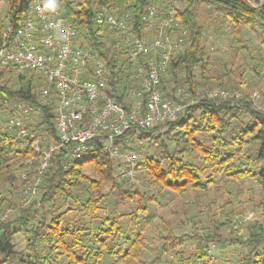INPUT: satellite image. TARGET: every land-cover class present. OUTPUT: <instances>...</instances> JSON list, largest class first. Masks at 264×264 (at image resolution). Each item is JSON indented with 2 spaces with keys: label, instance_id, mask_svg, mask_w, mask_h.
Returning a JSON list of instances; mask_svg holds the SVG:
<instances>
[{
  "label": "trees",
  "instance_id": "16d2710c",
  "mask_svg": "<svg viewBox=\"0 0 264 264\" xmlns=\"http://www.w3.org/2000/svg\"><path fill=\"white\" fill-rule=\"evenodd\" d=\"M28 1L6 0V10H10L13 16L20 15ZM181 1L184 7L177 9L176 18L188 35L189 44L172 60L169 71L171 78L177 83L178 71L183 72L185 84L192 93L199 89L198 85L208 86L212 83H215V88L235 90L236 86H228L220 78L206 77L205 68L209 61L203 53L202 26L197 23V11L201 4L207 5L212 18L227 24L231 28L232 40L241 44L243 27L252 32L256 28L264 32V0ZM149 2L161 6L165 0H47V5L49 8H62L66 20L77 30L81 25L88 24L95 11L111 8L127 10L133 15L134 26L140 33L144 24L137 13ZM261 44L264 46V37ZM96 46L104 48L106 56L111 54V64L116 61L118 51L111 44L99 43ZM196 69L199 70L201 82L194 81L193 72ZM259 73L257 71V76H261ZM12 76V72L0 69V110H6L10 117L13 111L9 104L14 102L39 107V121L33 129L44 140L55 139L52 106L40 105L41 86L38 79L28 73L18 75L19 87L12 90L8 86ZM261 95L264 101V93ZM243 101V106L238 107L229 102L206 100L186 107L174 122L149 132H139L136 142L147 140L148 145L159 153L157 157L136 162L134 170L141 182H151L177 194L187 189L205 194L215 182L214 177H220L219 182L225 183L253 178L261 192L260 207L264 215V166H259L264 161V116L246 104V97ZM244 116L247 117L246 121L241 119ZM160 129H164L162 135L158 133ZM163 135L168 139L164 140ZM171 136H175V139ZM167 141L174 143L173 146ZM248 145H255L254 152L248 155L246 150L243 157L240 151ZM123 148L127 149L126 145ZM130 149L136 150L134 147ZM31 155L29 142L16 138L14 130L5 128L0 132V214L16 207L11 198L3 195L7 191L5 187L12 186L20 191L22 186L19 175L8 182L4 173L20 170L23 161ZM244 159L247 161L245 166H240ZM253 162L257 163L254 171L250 168ZM120 166L97 142L79 160H73L62 151L54 154L38 188L39 199L27 206L18 203L17 216L12 220L0 221V264H100L104 256L113 260H132L136 264H163V254H167L176 264H213L214 258L207 249L209 244L233 246L226 250L231 258H222L224 264H264V226L250 223L246 226L247 235L244 237L223 239L219 233L221 227H215L208 235H192L189 237L193 241L192 251L183 248V239L175 238L166 229L171 236H164L158 253L149 262L141 261L137 251L141 238L138 234L134 233L131 237L124 232L122 219H136L137 211L146 213V203L154 201L155 195L141 192L130 185L126 178L120 177ZM17 179L19 185H11ZM81 184L85 185L82 191L86 196L84 203L78 202L80 194L77 189ZM111 198L113 209L107 212L106 202ZM62 199L64 202L61 203ZM69 200L76 206V219L70 217L73 209L68 204ZM134 203L135 212H119L117 209L118 205L125 209V205L133 206ZM101 213L104 215L100 216ZM95 221H99L96 229ZM19 233L26 237L27 254L25 258L17 257L16 261L7 263V257L13 254L12 250L8 252L11 239ZM46 251L48 254L42 256V252Z\"/></svg>",
  "mask_w": 264,
  "mask_h": 264
},
{
  "label": "built area",
  "instance_id": "2783aa9c",
  "mask_svg": "<svg viewBox=\"0 0 264 264\" xmlns=\"http://www.w3.org/2000/svg\"><path fill=\"white\" fill-rule=\"evenodd\" d=\"M176 11L171 3H147L137 13L144 24L140 33L133 15L115 8L95 11L78 30L62 8H49L47 0H29L20 15L0 12V69L15 78L33 75L41 86L40 105L52 106L55 139L44 140L30 125L32 113L39 117L40 108L9 104L13 114L7 128L27 140L32 151L20 173L25 205L37 198L50 160L60 151L79 160L97 142L121 165L120 177L137 183L138 156L130 149L136 135L176 121L186 107L206 100L239 107L246 97V104L264 116V101L256 89L251 94L229 88L192 93L187 86H177L169 73L171 62L189 38ZM99 43L115 44L114 63L111 54L96 46ZM171 80L175 84L170 87ZM239 223L264 226V215L244 216Z\"/></svg>",
  "mask_w": 264,
  "mask_h": 264
},
{
  "label": "rangeland",
  "instance_id": "374dc122",
  "mask_svg": "<svg viewBox=\"0 0 264 264\" xmlns=\"http://www.w3.org/2000/svg\"><path fill=\"white\" fill-rule=\"evenodd\" d=\"M6 0H0V12L2 16L5 15L4 11L7 9ZM165 3H171L177 9L184 7L181 0H165ZM208 7L205 4H201L197 11V23L202 26L203 34V53L208 58L209 65L205 68L206 77L208 78H220L221 82L228 86L233 84L236 86L235 90L242 92L243 94H251L252 90H258L261 94L264 93V46L261 44V39L264 37V32L261 29L256 28L254 32L248 29H242L243 41L241 44L234 42L231 38V28L227 24H221L217 19L212 18V15L208 13ZM188 38L184 39L186 45ZM244 44V47L241 45ZM257 71L260 75L257 76ZM199 70L193 72L195 82H201L199 76ZM177 86H186L185 74L183 72L177 73L176 76ZM175 83L171 80V85ZM204 84V83H202ZM8 86L12 90H17L18 80L15 77L9 79ZM200 86L198 90L215 88V83L208 86ZM243 121L247 120V117L241 118ZM8 115L7 111L0 110V132L7 128ZM38 115L32 113L31 115V127L38 124ZM164 129H160L158 133L162 135ZM156 133V134H158ZM164 140H167L165 135L162 136ZM175 139V136H171ZM148 141H141L134 143L133 147L136 149L134 152L138 153V161L141 162L144 158H150L152 156L157 157L159 155L153 146L148 145ZM169 142V141H167ZM173 146L174 143H170ZM255 145H248L242 148L240 155L246 150L248 155H252ZM246 153V154H247ZM247 156V155H246ZM188 159V158H187ZM240 166H245L246 160H242ZM259 166H264V161L259 163ZM251 170H256L257 163L250 165ZM22 168L16 170L10 174L4 173V177L10 181L15 177L18 178ZM137 183H130L132 186H136L141 192H147L150 195H155L154 201H147V212H136V219L132 217H125L122 219V230L133 237V234H138L141 238V243L137 248L141 261H151L152 256L157 254L158 250L164 243V236H174L175 238L183 239V248L192 251L193 241L190 240L192 235H208L215 227H221L219 231L223 239L229 240L230 238L246 236V226L249 223H242L238 226L240 220L244 216H257L261 214L262 208L260 207L261 192L258 184L253 178H243L237 181H229L228 183L219 182L220 177H214L215 182L209 186L208 191L204 194L199 191H193L190 189L185 190L181 194L174 193L168 189H161L159 186L151 182H141L137 172H135ZM14 180V179H13ZM19 180L11 182V185H19ZM4 186V185H3ZM5 187V186H4ZM85 185L77 189V193L80 194L78 202L84 203L86 196L82 192ZM7 190L3 192V195L11 198L13 204L18 206L21 202L22 206H27L21 201L19 189L14 190L12 186L5 187ZM4 190V189H3ZM19 191V192H18ZM38 197L33 200L36 201ZM31 201V202H33ZM30 202V203H31ZM64 202L63 199L61 203ZM137 202V201H136ZM68 204L72 208L73 212L70 215L71 219L78 218L77 211L75 210L74 202L69 200ZM131 205H125V209L121 208V205L117 207L119 212H135L134 207ZM14 207L12 210H5L0 214V221L14 219L18 214V208ZM113 200L112 198L106 202L107 212L112 211ZM104 215L101 213L100 216ZM6 216V218H5ZM88 221V218L85 219ZM96 226L99 225V221L94 222ZM253 224V223H250ZM144 228V229H143ZM240 231L238 232V229ZM169 234H167V230ZM1 236V232H0ZM25 236L21 233L16 234L11 239V246L8 248L13 251V254L7 257V263L16 261L17 257L25 258L27 254ZM179 242V241H176ZM228 243V242H226ZM232 245L226 246L222 244L217 246L215 244H209L207 249L214 258L213 264H224L222 258H231V255L226 250L232 249ZM99 249V247L97 246ZM225 249V250H221ZM48 251L42 252V256H46ZM163 264H176L171 261V258L167 254H163ZM100 264H136L132 260L120 261L113 260L111 257L104 256L100 261Z\"/></svg>",
  "mask_w": 264,
  "mask_h": 264
}]
</instances>
